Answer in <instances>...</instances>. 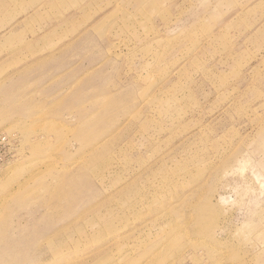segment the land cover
Segmentation results:
<instances>
[{"label": "rangeland", "instance_id": "374dc122", "mask_svg": "<svg viewBox=\"0 0 264 264\" xmlns=\"http://www.w3.org/2000/svg\"><path fill=\"white\" fill-rule=\"evenodd\" d=\"M0 264H264V0H0Z\"/></svg>", "mask_w": 264, "mask_h": 264}]
</instances>
